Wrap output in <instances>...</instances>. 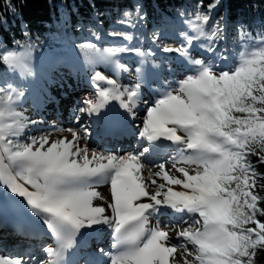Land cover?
I'll list each match as a JSON object with an SVG mask.
<instances>
[{
    "label": "snow or ice",
    "instance_id": "obj_1",
    "mask_svg": "<svg viewBox=\"0 0 264 264\" xmlns=\"http://www.w3.org/2000/svg\"><path fill=\"white\" fill-rule=\"evenodd\" d=\"M224 6L153 21L137 3L109 30L97 13L64 55L27 28L0 42V229L39 242L0 236V264H264V25H239L238 51ZM38 52L92 89L70 126L26 114L55 101L31 88Z\"/></svg>",
    "mask_w": 264,
    "mask_h": 264
},
{
    "label": "trees",
    "instance_id": "obj_2",
    "mask_svg": "<svg viewBox=\"0 0 264 264\" xmlns=\"http://www.w3.org/2000/svg\"><path fill=\"white\" fill-rule=\"evenodd\" d=\"M13 2L19 10V15L4 13L8 24L7 26L0 24V42L15 47L13 36L22 40V33L27 28L33 35L41 37L42 46L48 48L56 46L59 49L64 32L73 39L81 35L80 31L74 30L71 25L81 21L85 23L94 21L97 13L101 14L100 19L103 21L101 28L109 30L125 9L134 10L137 3L156 21L161 17L174 16L178 8L191 10L190 6L197 0H13ZM199 2L206 5L209 0ZM227 4L230 23L235 26L231 29V34L234 42L239 45L238 42L241 41L239 25H245V30L252 31L253 35L261 25H264V0H227ZM64 16L69 17V26L60 22ZM219 16H223V8L219 9ZM2 70L0 66V71Z\"/></svg>",
    "mask_w": 264,
    "mask_h": 264
},
{
    "label": "bare ground",
    "instance_id": "obj_3",
    "mask_svg": "<svg viewBox=\"0 0 264 264\" xmlns=\"http://www.w3.org/2000/svg\"><path fill=\"white\" fill-rule=\"evenodd\" d=\"M85 79H86V77H85ZM121 79H122V81H123L124 83H126V77H125L124 75L121 76ZM60 83L64 85L63 88L60 90L61 94H62L63 90H65V89L67 90L68 87H72V86H73V84H68V83H66L64 80L61 81ZM76 85L78 86V87L75 89V91H77V93H78V92H81V90L78 91L79 89H82V88L87 87L85 84H76ZM48 87H49L50 89L58 88V82L49 81V83H48ZM87 88H89V87H87ZM35 91H36V90H35ZM34 93L38 95V92H34ZM77 93H75V94H77ZM39 95H40V94H39ZM40 96L47 97L48 94H47V93H46L45 95L41 94ZM64 99H65L64 101H60V100L56 101V100H55V101H53V102H49L48 105H50V106L57 105V106L59 107L58 115H59L60 118H61V121H60V122L62 123L63 126L67 127V126H69V125L66 123V119H67L71 114L69 113V115H68L67 113L63 112V111L61 110V107H62V105H64L65 102H75V103H76L77 101H76L75 98H71V95H70L69 93L66 94V96L64 97ZM42 107H43L44 109H46V104H44ZM36 108H37V107H36ZM47 113H49V112H47ZM36 114H37V113H35V115H36ZM31 116H34V115H31ZM164 219H167V218L164 217ZM13 245L19 246L17 243H14V242H13V244L9 245V249H6V250H11ZM177 258H178V257H177Z\"/></svg>",
    "mask_w": 264,
    "mask_h": 264
},
{
    "label": "rangeland",
    "instance_id": "obj_4",
    "mask_svg": "<svg viewBox=\"0 0 264 264\" xmlns=\"http://www.w3.org/2000/svg\"><path fill=\"white\" fill-rule=\"evenodd\" d=\"M49 66H53V65H49ZM39 71H38V69H37V73H38ZM44 73V72H43ZM40 74V73H39ZM127 76H128V74H126ZM38 76V75H37ZM27 114V113H26ZM69 126H70V124H69Z\"/></svg>",
    "mask_w": 264,
    "mask_h": 264
}]
</instances>
